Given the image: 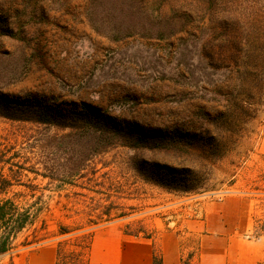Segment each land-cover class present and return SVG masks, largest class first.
Returning <instances> with one entry per match:
<instances>
[{"label":"rangeland","instance_id":"obj_1","mask_svg":"<svg viewBox=\"0 0 264 264\" xmlns=\"http://www.w3.org/2000/svg\"><path fill=\"white\" fill-rule=\"evenodd\" d=\"M116 1L0 0L2 29L22 28L27 40L0 37L1 93L34 99L57 112L86 107L113 118L131 116L151 128L183 120L178 100L188 85L208 114L222 111L226 90L216 86H224L228 75L207 65L199 42L185 45L181 34L151 38L139 29L131 34L132 16L115 15ZM68 132L0 117L1 153L23 165L22 180L36 185L49 209L44 216L48 237L1 257L0 264H46L50 258L54 263L55 244L62 238L52 236L58 223L82 227L74 233L93 231L91 264L158 261L160 240L168 235L178 237L182 261L225 264L228 220L240 246L264 241V106L213 164L206 187L188 193L142 179L131 164L133 151L122 146L101 150L94 145L89 167L79 174L43 178L47 162L62 165L85 148L77 137L69 143ZM107 208L109 218L90 226L89 219ZM242 249L233 248L234 255ZM258 250L248 264H264V249Z\"/></svg>","mask_w":264,"mask_h":264},{"label":"trees","instance_id":"obj_2","mask_svg":"<svg viewBox=\"0 0 264 264\" xmlns=\"http://www.w3.org/2000/svg\"><path fill=\"white\" fill-rule=\"evenodd\" d=\"M96 1L100 0H90V4ZM116 3L120 10L113 8L115 15L126 11L132 16L131 34H139V29L148 32L151 38L167 39L181 34L185 45L199 42L200 55L207 65L228 75L224 86H216L218 90H226L224 109L211 116L208 107L192 98L185 85L177 103L181 105L177 108L183 120L171 126L148 128L141 126L135 117L113 118L99 109L86 107L57 112L31 98H6L0 91V117L67 129L71 144L76 137L83 139L85 148L80 154L73 153L62 165L47 162L48 173L41 175L43 178L54 180L55 175L65 172L70 177L79 174L89 167L94 145L101 150L122 146L133 151L131 164L142 179L183 193L203 189L213 164L240 140L244 126L264 106V0H117ZM2 24L0 17V37L27 41L22 28L11 32L2 29ZM23 170L19 161L5 157L0 151V258L19 247L38 243L49 234L44 219L49 209L41 204L42 194H37L36 185L22 180ZM14 187L25 190L13 191ZM109 216L107 208L88 223L95 226ZM80 229L57 224L52 236L62 238L55 244L54 264H90L93 231L74 233ZM152 264H161V259L154 258Z\"/></svg>","mask_w":264,"mask_h":264},{"label":"crops","instance_id":"obj_3","mask_svg":"<svg viewBox=\"0 0 264 264\" xmlns=\"http://www.w3.org/2000/svg\"><path fill=\"white\" fill-rule=\"evenodd\" d=\"M230 203H228L229 207ZM230 212V210H229ZM230 215V214H228ZM228 219H230V216H228ZM235 226H233L230 223V220H228V236L226 237L227 243H226V254H227V261L225 264H232L231 260L234 258L236 259V262L234 264H248L249 260L252 258H255L258 256V248L264 249V241L257 242L256 244H242L240 246L239 241L234 237L235 233ZM179 239L177 236L174 235H168L166 237H162L160 240V259L161 264H182V253L180 251V244ZM243 248L240 252L237 253V255H234L233 248ZM264 253V252H263ZM209 259L206 264L209 263ZM46 264H54L53 259L50 258L49 261ZM91 264V260H90ZM114 264H119L118 262H115ZM152 264V259L151 263ZM203 264V261H202Z\"/></svg>","mask_w":264,"mask_h":264}]
</instances>
